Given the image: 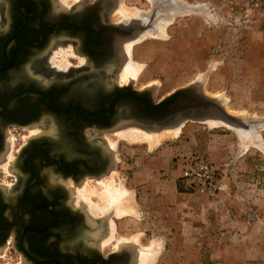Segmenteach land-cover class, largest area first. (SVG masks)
Returning <instances> with one entry per match:
<instances>
[{
    "label": "flooded vegetation",
    "instance_id": "1",
    "mask_svg": "<svg viewBox=\"0 0 264 264\" xmlns=\"http://www.w3.org/2000/svg\"><path fill=\"white\" fill-rule=\"evenodd\" d=\"M109 12L100 0H0V264H131L129 250L86 242L68 185L110 170L104 134L153 124L175 97L153 102L113 79L129 26ZM70 44L87 63L53 64Z\"/></svg>",
    "mask_w": 264,
    "mask_h": 264
},
{
    "label": "rangeland",
    "instance_id": "2",
    "mask_svg": "<svg viewBox=\"0 0 264 264\" xmlns=\"http://www.w3.org/2000/svg\"><path fill=\"white\" fill-rule=\"evenodd\" d=\"M93 1L96 0H57L61 6L68 8ZM100 1L103 5L110 3V21L138 27L130 51L125 49L124 44L134 34L127 35L122 41L121 60L112 71L114 80L122 85L128 84L153 102L175 97L174 92L179 89L191 88L195 95L203 93L215 99L229 114L240 119L234 124L218 118H190L180 125L205 126L203 131L207 133L214 129L218 133L234 134L236 150L232 146L229 153H220L216 159H226L227 162L216 163L199 153L189 156H199L212 163L215 175L224 187L221 177L227 172L235 203L254 208L248 213L249 218L260 215L264 208V0ZM127 60L141 68L133 79L120 77ZM50 61L65 68L85 65L87 58L70 44L68 48H57ZM174 100L176 102V98ZM127 123L114 132L104 134L106 144L113 152L110 170L98 177L69 183V202L83 213V222L88 226L83 231L87 243L96 244L106 252L129 250L131 264L137 263L140 250L144 253L157 251L156 257L148 264H177L175 253H168L163 245L154 240L160 228L146 229L144 215L141 217L137 213V202L131 189L135 186L132 180L135 160H140L138 168L143 173L150 171L151 166L147 168L146 159L159 151H164V158L170 156L168 150L177 145L181 130L177 136L163 137L158 144L151 146L147 142L134 143L119 137L130 127L144 129L138 123ZM157 125L154 122L144 127H153V132L167 128V124ZM176 156L172 169L177 176H181L183 160L177 161L181 157ZM180 176L177 177L178 182L183 186ZM105 184L125 186L130 191L129 203L132 202L136 214L120 218L113 211L102 213L95 207L103 203L101 193ZM82 192H91L89 198L93 205L82 198ZM138 234L141 235L139 242L134 244L133 236ZM80 235L83 236L82 233ZM152 240L155 241L154 246Z\"/></svg>",
    "mask_w": 264,
    "mask_h": 264
},
{
    "label": "crops",
    "instance_id": "3",
    "mask_svg": "<svg viewBox=\"0 0 264 264\" xmlns=\"http://www.w3.org/2000/svg\"><path fill=\"white\" fill-rule=\"evenodd\" d=\"M203 128L189 124L180 127L177 145L168 150L170 156L164 158V151H159L146 159L147 168L151 166L148 172L143 173L138 168L140 160H135L131 192L137 213L144 215L146 229L160 228L154 240L168 253H175L177 264H264V208L260 215L249 218L254 208L235 203L227 172L221 177L225 189L208 196L189 190L186 183L180 185V175L172 169L176 155L181 157L178 161L199 153L217 163L226 160H216L218 154L229 153L232 146L236 150L234 134L214 129L207 133Z\"/></svg>",
    "mask_w": 264,
    "mask_h": 264
},
{
    "label": "bare ground",
    "instance_id": "4",
    "mask_svg": "<svg viewBox=\"0 0 264 264\" xmlns=\"http://www.w3.org/2000/svg\"><path fill=\"white\" fill-rule=\"evenodd\" d=\"M63 3H64V1H63ZM123 11H125V10H123ZM124 14H125V12H124ZM125 16H128V15L125 14ZM136 36L137 35L134 34L133 37H131V39L129 38V40L127 42L125 41L126 43L124 45H125V49L127 51H130V48H131L132 44H134L132 39H135ZM60 55H61V53L59 54V56ZM53 59L55 60V58H53ZM62 60L65 61L63 58H62ZM66 63H67V61H66ZM66 63H65V65H67ZM126 63L127 64L124 66L122 74H121L120 77L124 78V79H133V78H135L138 75V73L140 72V69H141L140 66L133 65L132 62L129 63L128 60H127ZM190 118L191 119L194 118V119H198V120H214V119L218 118V119H221V120L226 121V122L228 121V122L237 124V122H235V121L232 122V121L226 120L225 118H222V117H219V116H212V115H207V116H202V117H194V116L193 117H188V119H190ZM184 120H187V118H181V119H178V120H174L173 122H169L168 125L166 126L167 128H164V130L161 129V130L154 131V132H153V130H154L153 127H151V128L148 127L149 129H147V128H145L143 126V128L146 129V130L139 129L137 127L136 128L130 127L132 129L128 128L129 130L127 129L126 131H123L121 134H119L120 135L119 137H122L123 139H125V140H127L129 142H134V143L135 142H138V143L139 142H141V143L142 142H147V143H149V145L153 146L155 144H158V142L163 137H168V136H171V135L172 136H177L179 134V132H180V127H181L182 122ZM129 192L130 191L127 190L126 187L121 185V184L120 185L105 184L104 185V189H103V191L101 193V200H102L103 203L100 206L96 205L95 207L100 209L102 213H110V212L113 211L115 213V215H117L120 218H121V216H126L128 214L129 215L130 214H134L135 215L134 209H133V207L131 205L132 202H131V204L129 203V200H130L129 199L130 198ZM81 195H82L83 199H85L87 202H89L91 205H93L92 204V199L89 198V196L91 195V192L88 193V194H86L85 192H82ZM139 236H141V235L138 234V235H134L133 236L134 240H132V242L134 244H138ZM110 239H113V238H110ZM123 242H124V240H123ZM152 245L154 246L155 243H152ZM156 252L157 251H155V252L148 251V253L147 252L144 253L142 250L138 251L139 256H137V263L136 264H138V262H139V264H148V262L150 263L156 257Z\"/></svg>",
    "mask_w": 264,
    "mask_h": 264
},
{
    "label": "water",
    "instance_id": "5",
    "mask_svg": "<svg viewBox=\"0 0 264 264\" xmlns=\"http://www.w3.org/2000/svg\"><path fill=\"white\" fill-rule=\"evenodd\" d=\"M136 28L138 27H128V35L134 34ZM193 91L194 90L191 88L175 91L176 102L171 106L170 110L163 111L159 116L153 117L154 121L158 124L157 126H166L169 122L181 118L188 119V117H202L207 115L219 116L232 122H240L239 118L229 114L215 99L209 98L203 93H197V95H195Z\"/></svg>",
    "mask_w": 264,
    "mask_h": 264
},
{
    "label": "built area",
    "instance_id": "6",
    "mask_svg": "<svg viewBox=\"0 0 264 264\" xmlns=\"http://www.w3.org/2000/svg\"><path fill=\"white\" fill-rule=\"evenodd\" d=\"M181 179L189 190L215 196L224 190L223 184L215 175L212 163L199 156L186 157L182 162Z\"/></svg>",
    "mask_w": 264,
    "mask_h": 264
}]
</instances>
